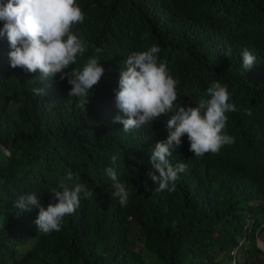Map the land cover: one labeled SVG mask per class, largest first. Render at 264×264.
<instances>
[{"label": "trees", "instance_id": "trees-1", "mask_svg": "<svg viewBox=\"0 0 264 264\" xmlns=\"http://www.w3.org/2000/svg\"><path fill=\"white\" fill-rule=\"evenodd\" d=\"M77 3L85 20L73 32L89 51L71 67H82L94 45L105 69L85 105L67 95L70 85L59 75L41 80L38 70L11 68L7 38L0 36V264H264V0ZM152 45L179 81V106L195 107L218 81L237 109L226 113L224 130L245 131L233 159L226 148L196 158L183 136L177 150L186 152L169 160L187 170L172 192L158 191L146 174L178 105L129 132L112 123L123 115L115 91L124 61ZM245 49L256 58L249 70L242 66ZM108 167L126 185V206L112 195ZM61 182L84 183L93 196L81 198L59 232L40 233L38 209L22 211L15 202L35 192L47 207Z\"/></svg>", "mask_w": 264, "mask_h": 264}, {"label": "clouds", "instance_id": "clouds-1", "mask_svg": "<svg viewBox=\"0 0 264 264\" xmlns=\"http://www.w3.org/2000/svg\"><path fill=\"white\" fill-rule=\"evenodd\" d=\"M84 20L85 14L77 0H6L0 5V21L4 22L0 36H6L10 47V67L21 68L27 73L38 70L41 80L59 75L61 81L66 79L70 85L67 95L80 98L85 105L90 89L99 82L105 69L98 60L101 49L94 45L93 54L87 57L82 67H71L76 64L77 56L89 51V45L73 32V27ZM160 51L159 46L152 45L147 50L131 53L124 61L119 73L118 90L115 91V104L123 115L115 116L112 121L113 124L123 125L124 132L153 124L162 115L173 112L174 104L178 105L176 89L179 81L172 77L165 63L158 62ZM223 55L230 56L231 49ZM241 59L245 70L251 69L256 60L247 49L242 51ZM32 91L37 96L44 95V90L39 87H34ZM229 99L227 86L216 81L211 83L195 107L178 105L175 108L166 122V139L157 142L151 151V170L146 174L158 185V191H175L178 174L187 170L185 163L173 166L169 160L172 153L180 157L186 152L177 150L185 135L189 151L196 158L226 148L232 150V153H227L233 159L243 146L241 139L245 131L224 130L228 120L226 113L237 110ZM251 114L250 110H246V115ZM116 160L117 157L113 156L112 163L115 164ZM104 171L111 180L112 195L118 198L121 206H126L129 193L125 183L119 180L114 168L108 167ZM67 180H73L71 172ZM60 188L62 190H52L47 207L41 205L35 192L20 196L15 202V207L22 211L38 209L34 224L40 233L59 232L63 218L76 211L81 198L93 196V190L84 183L69 187L61 182ZM259 246L264 249V244ZM235 251H231L233 256Z\"/></svg>", "mask_w": 264, "mask_h": 264}]
</instances>
